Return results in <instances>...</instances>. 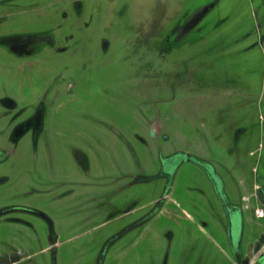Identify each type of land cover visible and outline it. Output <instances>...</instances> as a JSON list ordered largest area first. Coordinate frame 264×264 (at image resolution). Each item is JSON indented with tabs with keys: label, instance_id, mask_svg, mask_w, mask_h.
I'll return each mask as SVG.
<instances>
[{
	"label": "rangeland",
	"instance_id": "rangeland-1",
	"mask_svg": "<svg viewBox=\"0 0 264 264\" xmlns=\"http://www.w3.org/2000/svg\"><path fill=\"white\" fill-rule=\"evenodd\" d=\"M213 3L194 30L176 31ZM85 5L81 23L67 21L56 34L73 35L71 58L22 60L0 49V99L21 102L0 104V147L10 152L0 157V208L49 218L0 220V264L17 250L23 264H98L116 238L103 264H231L227 223L217 221L220 205L198 165L179 168L164 208L146 219L170 180L163 158L178 151L214 162L231 186L252 178L258 156L250 152L264 146L263 0ZM46 20L13 16L0 32L57 25ZM40 99L56 104L46 105L39 139L20 137L15 128L36 115Z\"/></svg>",
	"mask_w": 264,
	"mask_h": 264
},
{
	"label": "water",
	"instance_id": "water-1",
	"mask_svg": "<svg viewBox=\"0 0 264 264\" xmlns=\"http://www.w3.org/2000/svg\"><path fill=\"white\" fill-rule=\"evenodd\" d=\"M78 6H84L83 0H76ZM16 4L18 0H0V3ZM213 3L203 9H199L194 17L190 18L184 26L177 27L176 31H181V36L188 34L194 30L203 18L216 6ZM264 7V0H263ZM79 11V9H78ZM64 24L55 26L49 29L40 31H25V32H11L0 35V49L5 54L11 55L17 59L39 58L43 55L55 54L60 55L70 50L68 46L61 43V38H58L57 32L61 31ZM264 27V23H263ZM262 28V26H260ZM264 43V35L259 37L257 45ZM0 101L14 103V100L4 96ZM41 101L37 100V102ZM56 104V101H55ZM12 106V105H11ZM36 106V104L34 105ZM5 107V106H4ZM5 109H15L5 107ZM37 113L34 117L25 124L18 125L15 129L24 137L29 132L33 131L35 141L39 139L40 133L44 124L45 109L35 108ZM156 134L155 127H152ZM245 134V129L238 130V137ZM165 138L167 136L165 135ZM19 139V137L17 138ZM264 146L262 143L257 149L250 152L251 157H257L256 164L252 168V178L243 179L240 182L234 181L231 186L223 176L219 173L214 162L205 158L195 156L189 152L178 151L172 155L163 158L164 167H166L167 175L169 176L168 187L164 195L153 203V211L149 214L146 220H149L157 213H159L165 206L167 197L174 181V177L184 164L198 165L205 173L212 185V191L217 199L216 213L217 221L227 223L226 238L228 241V248L230 249L231 257L229 259L231 264H264ZM10 154L9 151L0 147V157L5 155V158ZM229 168V166H227ZM262 169V171H261ZM230 170V169H229ZM245 174V173H242ZM241 174V175H242ZM247 176H249L247 174ZM240 178V176H238ZM236 182V183H235ZM205 194V191H201ZM252 200L253 205L250 204ZM220 207V209H219ZM262 213L260 216L259 213ZM183 213L190 219H193L190 212L183 210ZM33 214L48 218V216L37 209L27 206H10L0 208V220L8 223L27 224L23 220V215ZM49 219V218H48ZM51 220V219H50ZM52 223V222H51ZM249 223L250 230L246 231V224ZM206 225V224H204ZM135 226V225H133ZM131 228V227H130ZM118 239V238H116ZM110 241L106 247L103 248L98 260V264H103L104 258L109 245L115 241ZM57 240L54 236L52 238L49 250L56 253ZM26 260L25 253L17 250L9 264H23Z\"/></svg>",
	"mask_w": 264,
	"mask_h": 264
},
{
	"label": "flooded vegetation",
	"instance_id": "flooded-vegetation-1",
	"mask_svg": "<svg viewBox=\"0 0 264 264\" xmlns=\"http://www.w3.org/2000/svg\"><path fill=\"white\" fill-rule=\"evenodd\" d=\"M30 1H32L30 3ZM18 0L19 3H16L14 5L12 4H6V3H0V26L6 24L9 20L10 17L13 16H18V15H28V14H32V15H38L40 18H47V23H54L57 24L56 26H60L61 24H64L65 22L69 21L70 23H74V24H80L77 23V19H80L82 16L85 15L86 13V5L84 6H78L77 5V1L76 0H54L58 2L57 5H59V9L60 10H55V8H51L49 7V5H46V2H39L41 0ZM84 3L87 2V0H83ZM53 4V2H52ZM61 4V5H60ZM55 6V5H54ZM79 9V11H78ZM86 16V15H85ZM45 29H49V27L47 28H43L40 30H45ZM37 30V31H40ZM25 31H29L27 29H23L21 31L18 30H4L3 32H0L1 34H7V33H11V32H25ZM73 35L69 34V35H62L61 37V43L63 45H66L67 42H69L70 40H73ZM66 52L60 54L59 56H69V58L72 57V53L71 51L64 50ZM9 55V54H7ZM11 56V55H9ZM40 58V57H39ZM39 58H36V60L38 61ZM55 89V88H54ZM54 94V93H53ZM45 95H48V91H46ZM7 98H11L12 97L6 95ZM45 97V96H43ZM14 103H10V102H2L0 101V104L3 106H7V107H11V108H16L18 105L21 104V102L17 101L16 99H13ZM55 104V101L48 102L45 101L44 99L37 102L34 101L32 104H36V108L37 109H46V105L47 104ZM12 105V106H11Z\"/></svg>",
	"mask_w": 264,
	"mask_h": 264
},
{
	"label": "built area",
	"instance_id": "built-area-1",
	"mask_svg": "<svg viewBox=\"0 0 264 264\" xmlns=\"http://www.w3.org/2000/svg\"><path fill=\"white\" fill-rule=\"evenodd\" d=\"M259 215L261 216V215H262V213L260 212V213H259Z\"/></svg>",
	"mask_w": 264,
	"mask_h": 264
},
{
	"label": "bare ground",
	"instance_id": "bare-ground-1",
	"mask_svg": "<svg viewBox=\"0 0 264 264\" xmlns=\"http://www.w3.org/2000/svg\"><path fill=\"white\" fill-rule=\"evenodd\" d=\"M229 255V254H228Z\"/></svg>",
	"mask_w": 264,
	"mask_h": 264
}]
</instances>
